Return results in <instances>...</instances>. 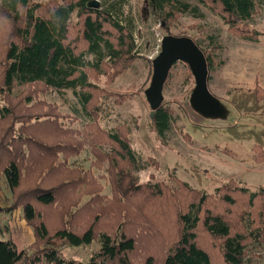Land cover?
<instances>
[{
    "label": "trees",
    "instance_id": "obj_1",
    "mask_svg": "<svg viewBox=\"0 0 264 264\" xmlns=\"http://www.w3.org/2000/svg\"><path fill=\"white\" fill-rule=\"evenodd\" d=\"M94 1L0 0L1 21L10 27L0 42V99H6L0 108V176L12 194L10 213L21 209L36 239L31 253L29 249L19 252L11 240L0 236V264H132L136 236L108 225L106 212L111 207L106 211L108 204L102 205L103 187L90 171L70 163L86 146L95 158L93 166L109 164L115 202L120 199L125 210L141 207L148 198L175 195L169 207L180 210L177 226L172 236H163L159 245L164 257L158 264H216V247L220 264H253L248 259L252 245L264 251V186L251 191L232 182L205 194L177 179L174 190L129 178L127 168L139 171L140 159L123 127L100 126L101 90L93 79L105 76L110 68L120 75L133 62L137 50L133 0H103L98 7L92 5ZM198 1L245 41L258 43L263 35L248 27L257 0ZM147 5L164 21L200 13L188 0H147ZM205 56L208 67H213V57ZM35 85L44 91L72 92L91 121L81 130L73 129L65 122L68 116L39 101L37 107L18 111L19 104L12 103L15 88ZM152 121L163 139L172 114L161 107ZM254 153V161L264 164V148L256 146ZM101 209L105 213L98 212ZM204 235L211 240L208 247L201 245ZM56 239L74 247L90 246L99 239L101 249L87 263L66 260L53 245ZM154 262L150 257L147 263Z\"/></svg>",
    "mask_w": 264,
    "mask_h": 264
},
{
    "label": "rangeland",
    "instance_id": "obj_2",
    "mask_svg": "<svg viewBox=\"0 0 264 264\" xmlns=\"http://www.w3.org/2000/svg\"><path fill=\"white\" fill-rule=\"evenodd\" d=\"M188 1L199 8L200 13L197 16L177 15L170 21L153 15L147 0L131 2L137 21L134 36L137 50L132 54L133 62L120 75H115L116 70L110 68L107 70L109 75L93 79L101 90L98 92L102 98L99 124L108 130L123 127L140 159V170L134 171L128 167L127 171L131 173L128 176L137 179L139 184H163L176 190L177 179L197 192L214 194L218 188L233 182V186L237 183L257 191L264 186V164L254 161V147L264 148V0H257L255 16L248 23L250 31L263 34L258 43L247 42L234 34L222 18L198 0ZM1 19L0 42L5 29L10 28ZM77 21L75 18L74 22ZM166 36L188 37L197 42L206 55L213 57V67L209 68V90L226 107L228 115L223 120H210L192 109L190 98L195 80L189 66L179 62L170 71L163 91L162 107L172 114L173 122L166 136L160 139L154 129L145 91L151 84L152 61L158 56L161 41ZM5 101V98L0 99V108L6 105ZM38 101L57 107L60 115L68 116L65 122L73 129L81 130L91 121L69 91H44L40 85L18 86L12 95V103L19 104L18 111L34 105L37 107ZM92 162L95 163V158L87 146L80 157L70 161L74 166L90 171L103 187L100 192L104 198L102 205L108 204L104 207L106 211L111 207L106 212L110 214L107 217L108 225L114 227L116 232L122 229L136 236L138 246L130 256L132 264H149L150 257L155 259L153 264H158L164 257L163 246L159 244L163 236L167 238L173 235L176 216L180 211L169 207V199L174 200L175 195L162 194L158 200L148 198L141 207L125 210L126 206L120 199L115 202L117 194H113L109 180L112 175L109 164L96 167ZM119 170L123 171L122 168ZM11 202L12 194L5 179L0 176L2 239H10L13 235L10 219L17 210L10 213ZM101 211L105 213L102 209L98 212ZM210 241L204 235L201 245L208 247ZM53 245L60 249L66 260L81 263L89 262L101 249L99 239L90 246L74 247L58 239L53 241ZM30 247L27 249L33 253L35 249L31 250ZM255 247L253 244L249 249L248 259L253 260V264H264V251L255 250ZM215 250L219 249L216 247ZM215 250V263L220 264L221 258Z\"/></svg>",
    "mask_w": 264,
    "mask_h": 264
},
{
    "label": "water",
    "instance_id": "obj_3",
    "mask_svg": "<svg viewBox=\"0 0 264 264\" xmlns=\"http://www.w3.org/2000/svg\"><path fill=\"white\" fill-rule=\"evenodd\" d=\"M99 4L98 1H94L92 5L98 7ZM179 62L189 66L195 80V88L190 98L192 109L205 119H226L228 115L226 107L209 90V67L204 52L194 40L174 36H166L162 39L160 52L152 61L151 84L145 91V97L151 109V118L153 119L155 113L162 107L165 84L170 71Z\"/></svg>",
    "mask_w": 264,
    "mask_h": 264
},
{
    "label": "crops",
    "instance_id": "obj_4",
    "mask_svg": "<svg viewBox=\"0 0 264 264\" xmlns=\"http://www.w3.org/2000/svg\"><path fill=\"white\" fill-rule=\"evenodd\" d=\"M10 225L12 227L13 235L11 236L12 238H7L5 240H11L19 252L26 250L35 243L36 239L34 232L23 219L21 209L13 213V216L10 219Z\"/></svg>",
    "mask_w": 264,
    "mask_h": 264
}]
</instances>
